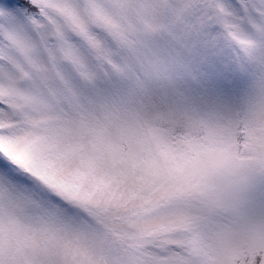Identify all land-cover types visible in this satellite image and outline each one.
Here are the masks:
<instances>
[{
    "label": "snow or ice",
    "instance_id": "snow-or-ice-1",
    "mask_svg": "<svg viewBox=\"0 0 264 264\" xmlns=\"http://www.w3.org/2000/svg\"><path fill=\"white\" fill-rule=\"evenodd\" d=\"M0 264H264V0H0Z\"/></svg>",
    "mask_w": 264,
    "mask_h": 264
}]
</instances>
